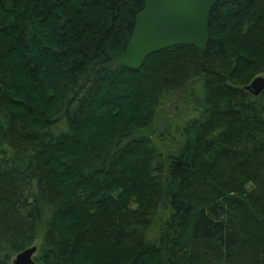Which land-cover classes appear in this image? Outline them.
I'll list each match as a JSON object with an SVG mask.
<instances>
[{"label": "trees", "instance_id": "trees-1", "mask_svg": "<svg viewBox=\"0 0 264 264\" xmlns=\"http://www.w3.org/2000/svg\"><path fill=\"white\" fill-rule=\"evenodd\" d=\"M145 1L0 0V264L40 233L36 264H264V0L131 69ZM195 86L162 151L158 109Z\"/></svg>", "mask_w": 264, "mask_h": 264}, {"label": "water", "instance_id": "water-1", "mask_svg": "<svg viewBox=\"0 0 264 264\" xmlns=\"http://www.w3.org/2000/svg\"><path fill=\"white\" fill-rule=\"evenodd\" d=\"M219 0H146L135 15L130 36L118 62L138 69L145 58L174 45H192L203 49L209 38L208 17ZM244 89L253 96L264 90V74L254 76ZM32 245L18 252L12 264H36Z\"/></svg>", "mask_w": 264, "mask_h": 264}, {"label": "rangeland", "instance_id": "rangeland-1", "mask_svg": "<svg viewBox=\"0 0 264 264\" xmlns=\"http://www.w3.org/2000/svg\"><path fill=\"white\" fill-rule=\"evenodd\" d=\"M69 16L70 17L68 18H72L71 13ZM50 26V30L53 31L55 26L52 25V21ZM49 35V42H54L55 40L51 37L53 36L52 32H49ZM7 41H9L8 37ZM12 59L20 62L19 51L17 49L13 51ZM197 91L198 87L195 86V88H192V91L189 90L188 92H180L170 98L167 102L163 103L158 109L152 137L156 145H158L162 151H166L177 144L180 140V128L188 119L195 117L196 113L187 109V103L191 99V93H197ZM40 238L41 233L38 235L36 242L34 243L36 247L39 245Z\"/></svg>", "mask_w": 264, "mask_h": 264}]
</instances>
